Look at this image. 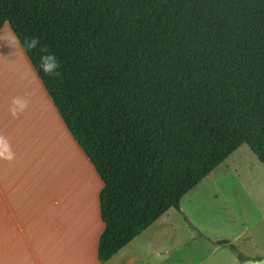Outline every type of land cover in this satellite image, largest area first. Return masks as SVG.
Here are the masks:
<instances>
[{"label":"trees","instance_id":"16d2710c","mask_svg":"<svg viewBox=\"0 0 264 264\" xmlns=\"http://www.w3.org/2000/svg\"><path fill=\"white\" fill-rule=\"evenodd\" d=\"M5 22L102 182L101 262L240 146L264 167V0H0Z\"/></svg>","mask_w":264,"mask_h":264},{"label":"crops","instance_id":"0c3cea01","mask_svg":"<svg viewBox=\"0 0 264 264\" xmlns=\"http://www.w3.org/2000/svg\"><path fill=\"white\" fill-rule=\"evenodd\" d=\"M11 51L0 47V134L16 153L12 163L0 161V264H149L155 243L165 245V226L159 240L150 237L159 218L108 261L98 259L102 182L29 70L23 48ZM16 95H29L31 104L12 119L7 107Z\"/></svg>","mask_w":264,"mask_h":264},{"label":"rangeland","instance_id":"374dc122","mask_svg":"<svg viewBox=\"0 0 264 264\" xmlns=\"http://www.w3.org/2000/svg\"><path fill=\"white\" fill-rule=\"evenodd\" d=\"M155 225L150 237L156 240L159 228L166 227V253L155 243L149 264L264 261V167L246 145L240 146L180 200V211L169 209Z\"/></svg>","mask_w":264,"mask_h":264},{"label":"clouds","instance_id":"9594fccd","mask_svg":"<svg viewBox=\"0 0 264 264\" xmlns=\"http://www.w3.org/2000/svg\"><path fill=\"white\" fill-rule=\"evenodd\" d=\"M40 45V41L35 38H25L23 43L19 36L8 27V31L0 35V47L11 49V53L18 49L32 50ZM39 52V69L45 76L54 77L59 75V64L57 58L49 53L46 46H40ZM29 70L33 72L34 77H38L39 73L29 66ZM31 104L29 95H16L13 96L8 104L7 112L12 119H18L23 115ZM16 158V153L13 151L12 144L9 138L0 134V161L5 163H12Z\"/></svg>","mask_w":264,"mask_h":264},{"label":"water","instance_id":"95a60500","mask_svg":"<svg viewBox=\"0 0 264 264\" xmlns=\"http://www.w3.org/2000/svg\"><path fill=\"white\" fill-rule=\"evenodd\" d=\"M242 264H264L263 260H243Z\"/></svg>","mask_w":264,"mask_h":264}]
</instances>
